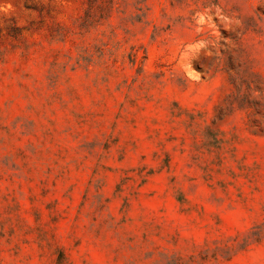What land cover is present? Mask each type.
I'll return each instance as SVG.
<instances>
[{"label": "rangeland", "instance_id": "374dc122", "mask_svg": "<svg viewBox=\"0 0 264 264\" xmlns=\"http://www.w3.org/2000/svg\"><path fill=\"white\" fill-rule=\"evenodd\" d=\"M0 264H264V0H0Z\"/></svg>", "mask_w": 264, "mask_h": 264}]
</instances>
